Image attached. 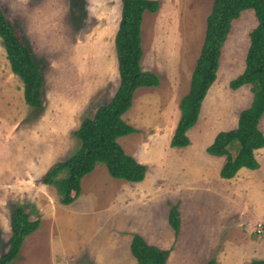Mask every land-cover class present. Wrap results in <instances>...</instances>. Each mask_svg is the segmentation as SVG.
<instances>
[{
    "label": "rangeland",
    "instance_id": "rangeland-1",
    "mask_svg": "<svg viewBox=\"0 0 264 264\" xmlns=\"http://www.w3.org/2000/svg\"><path fill=\"white\" fill-rule=\"evenodd\" d=\"M156 1L159 9L143 14L140 36L142 69L156 73L159 85L134 92L123 119L136 132L117 139L146 166L145 177L137 183L115 179L97 163L82 176L80 193L63 205L57 186L41 177L78 149L80 121L118 86L114 35L121 2L0 0L44 80L36 111L25 104L22 82L11 73L0 41V256L8 248L15 206L39 221L11 264H136L129 253L133 234L171 249L166 264H206L211 258L215 264H249L264 253V148L255 152L258 170L242 168L231 179L219 175L225 157L205 150L218 132L236 127L239 112L251 103L249 85L232 90L229 82L244 69L254 12L244 10L231 23L216 80L187 131L190 143L176 148L169 141L212 0ZM258 127L264 134V114ZM175 204L177 236L167 223Z\"/></svg>",
    "mask_w": 264,
    "mask_h": 264
},
{
    "label": "trees",
    "instance_id": "trees-1",
    "mask_svg": "<svg viewBox=\"0 0 264 264\" xmlns=\"http://www.w3.org/2000/svg\"><path fill=\"white\" fill-rule=\"evenodd\" d=\"M120 2V19L114 36L118 86L107 103L98 106L92 116L83 117L80 121L74 131L80 143L78 149L65 160L52 164L41 177L43 184L57 186L63 205L71 202V193L75 197L80 193L82 176L97 163L104 164L108 174L115 179L137 183L145 177L146 166L128 155L117 139L136 132L123 119L131 107L134 92L138 88L159 85L158 76L142 70L140 66L143 14L156 12L159 3L156 0ZM248 9L254 12L256 26L249 33L244 69L229 82V87L236 90L249 85L252 100L247 108L239 112L236 127L218 132L205 149L209 155L225 157L219 171L223 179L233 178L242 168L258 169L255 151L264 147V135L258 128L264 114V0H212L200 53L191 73L188 91L180 99L179 118L169 141L170 147L189 145L187 131L197 122L202 101L216 79L221 47L231 23ZM0 41L11 73L22 82L25 104L39 111L43 104L44 85L41 64L34 61L31 48L1 8ZM230 148L235 150L234 154ZM60 174L64 175L63 179L56 181ZM167 223L177 236L180 228L178 204L171 205ZM9 227L11 236L6 252L0 256V264H11L25 238L38 229L39 221L31 220L23 207L17 205L10 215ZM170 251L147 243L138 234H133L129 243V252L136 264H166ZM206 264H215V259L211 258ZM249 264H264V259H252Z\"/></svg>",
    "mask_w": 264,
    "mask_h": 264
},
{
    "label": "crops",
    "instance_id": "crops-1",
    "mask_svg": "<svg viewBox=\"0 0 264 264\" xmlns=\"http://www.w3.org/2000/svg\"><path fill=\"white\" fill-rule=\"evenodd\" d=\"M234 21V20H233ZM232 21V22H233ZM118 27V26H117ZM231 28V27H230ZM116 30H117V28H116ZM230 31V30H229ZM116 33V32H115ZM115 36V35H114ZM224 44V43H223ZM249 46V45H248ZM222 48V47H221ZM247 52V51H246ZM141 62V61H140ZM140 66H141V69L143 68L142 67V62L140 63ZM143 70V69H142ZM218 70V69H217ZM144 71H150V72H152V70H144ZM156 74V73H155ZM216 75H217V72H216ZM216 80V79H215ZM243 86H245V85H243ZM243 86H241V87H243ZM241 87H239V88H241ZM154 88V87H153ZM155 88H157V87H155ZM238 88V89H239ZM237 90V89H236ZM115 92V91H114ZM208 92V91H207ZM251 92V91H250ZM252 95V94H251ZM251 100H252V96H251ZM203 102V101H202ZM247 108V107H246ZM245 109V108H244ZM243 110V109H242ZM262 117V116H261ZM259 124V123H258ZM235 128V127H234ZM259 128V127H258ZM260 130V129H259ZM261 133H262V131H260ZM263 134V133H262ZM264 135V134H263ZM264 148V147H263ZM262 149V148H261ZM259 150V149H258ZM257 151V150H256ZM255 151V152H256ZM256 158V157H255ZM257 160V159H256ZM258 162V161H257ZM259 164V163H258ZM259 169V168H258ZM258 169H256V170H258ZM256 170H251V171H256ZM262 215H263V217H264V210H263V213H262ZM150 244V243H149ZM152 245V244H151ZM130 253V252H129ZM259 256H257V257H255L254 259H259V260H261V259H264V253L261 251V252H259ZM115 256H117L118 258H121L122 256L121 255H115ZM121 259H123V260H127V258H121Z\"/></svg>",
    "mask_w": 264,
    "mask_h": 264
}]
</instances>
